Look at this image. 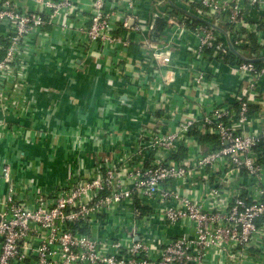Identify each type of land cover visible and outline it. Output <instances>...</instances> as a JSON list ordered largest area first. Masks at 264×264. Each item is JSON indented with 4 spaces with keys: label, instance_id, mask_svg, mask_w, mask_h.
Segmentation results:
<instances>
[{
    "label": "built area",
    "instance_id": "built-area-1",
    "mask_svg": "<svg viewBox=\"0 0 264 264\" xmlns=\"http://www.w3.org/2000/svg\"><path fill=\"white\" fill-rule=\"evenodd\" d=\"M172 1L218 24L241 55L264 56V0ZM53 63L68 79L97 66L145 107L68 142L16 125L57 113L52 99L41 115L30 81ZM254 115L264 117V63L235 57L224 35L168 0H0V264L244 262L264 241ZM41 145L75 155L66 173L28 163L22 147Z\"/></svg>",
    "mask_w": 264,
    "mask_h": 264
},
{
    "label": "crops",
    "instance_id": "crops-1",
    "mask_svg": "<svg viewBox=\"0 0 264 264\" xmlns=\"http://www.w3.org/2000/svg\"><path fill=\"white\" fill-rule=\"evenodd\" d=\"M70 70V69H69ZM61 70L58 65L55 63L50 65L40 64L37 67H33L31 72L30 81L35 85L36 95H37V104L41 110V115H45V108L51 102L52 99L57 100L58 111L54 114L53 118L50 120V124H46L43 120L41 124H33L27 122L25 119H14V123L16 125H21L23 128L32 127L33 129H37L40 131L42 136L47 135L46 132L52 131L55 133V139H63V135L66 137V141H72V135L76 130L80 133H84L89 131L91 128L95 126L105 123L104 126L107 128H111L114 124L119 123V118L117 114L122 111L124 114L129 110L125 107H119V98L118 94L124 92L120 90V84H116L118 88H114L113 86H109L108 83V74L106 71H100V69L94 65L90 69L89 73H80L78 75H74L73 78L68 79L62 75ZM95 80L97 90L107 89V95L105 98H101V95H97L94 98V93L90 96L88 90L89 87ZM75 80V81H73ZM221 87L224 92L232 91L237 83L236 79L230 76H222L220 79ZM178 84L185 83L183 78L177 79ZM52 89L53 91H47L44 93L42 89L44 88ZM91 88V87H90ZM132 89V88H131ZM82 92V93H81ZM125 93V92H124ZM131 98L128 106L131 108L132 114H137L139 111L144 109V101L136 100L135 104H133L132 95L127 92ZM71 96H75V99H70ZM94 99V102H93ZM80 100L79 105H76L74 102ZM133 106V107H132ZM131 114V116H132ZM139 114V113H138ZM85 116V118H83ZM144 118H140L142 120ZM253 121V128L257 129L264 122V117L262 120L259 119L258 115H254L251 119ZM132 125V124H131ZM135 126L134 124L132 125ZM105 127V128H106ZM91 141L88 142L84 149L81 152V157H83L87 164H92L93 157L95 154V149H93L92 145H90ZM63 145V144H61ZM60 145V146H61ZM23 150H26V157H34L28 160V163H32V159L37 158V160H43L44 162V172L48 177H56L61 174L66 173L64 169V164L72 162L75 159V155L70 153H66L65 146L60 147L57 152L54 154L51 152L47 155L48 146H35L32 148L26 149L22 147ZM62 148L65 149L62 150ZM23 154V153H22ZM36 160L37 165L34 164L32 171H36L34 166L38 170L39 162ZM27 163V164H28ZM26 164V165H27ZM34 169V170H33ZM34 171V172H35ZM212 264H220L216 259V262ZM223 264H235L231 262H224ZM237 264V263H236ZM240 264H264V241L259 244V246H254L249 250V257L244 260V262Z\"/></svg>",
    "mask_w": 264,
    "mask_h": 264
},
{
    "label": "water",
    "instance_id": "water-1",
    "mask_svg": "<svg viewBox=\"0 0 264 264\" xmlns=\"http://www.w3.org/2000/svg\"><path fill=\"white\" fill-rule=\"evenodd\" d=\"M169 5L173 8L178 10L179 12L195 19L196 21H199L207 26H209L210 28H212L214 31L224 35L226 44L231 52L232 55H234L235 57L239 58L242 61H247V62H254V63H264V56L259 57V58H247L244 55H241L240 53H238V51L235 49V47L233 46V44L231 43V41L228 39V35L227 33L224 31V29H222L218 24H216L215 22L206 19L200 15L195 14L192 10H190L189 8L185 7V6H180L175 4L172 0H168ZM118 98L120 101L125 102V104L128 106L129 102L131 101L130 96L127 93L121 92L118 94Z\"/></svg>",
    "mask_w": 264,
    "mask_h": 264
},
{
    "label": "rangeland",
    "instance_id": "rangeland-1",
    "mask_svg": "<svg viewBox=\"0 0 264 264\" xmlns=\"http://www.w3.org/2000/svg\"><path fill=\"white\" fill-rule=\"evenodd\" d=\"M93 80V79H92ZM73 81H75V80H73ZM95 80H93L92 81V83H93V86L91 85L90 87H89V89L90 90H88V92H89V94H90V96H92V94L94 93V98L96 97V94L97 95H101L100 97L101 98H105L106 97V95H107V89L105 88V89H101V90H97V88H96V85H94V83L96 84V82H94ZM82 93V92H81ZM96 93V94H95ZM93 102H94V99H93ZM76 105H79V103H80V100H78V101H76V102H74ZM83 118H85V116H83Z\"/></svg>",
    "mask_w": 264,
    "mask_h": 264
},
{
    "label": "trees",
    "instance_id": "trees-1",
    "mask_svg": "<svg viewBox=\"0 0 264 264\" xmlns=\"http://www.w3.org/2000/svg\"><path fill=\"white\" fill-rule=\"evenodd\" d=\"M165 27V24L164 22H160L159 25H158V32H160L163 28ZM211 138H205V141H210ZM264 155V144H262L259 148H258Z\"/></svg>",
    "mask_w": 264,
    "mask_h": 264
},
{
    "label": "flooded vegetation",
    "instance_id": "flooded-vegetation-1",
    "mask_svg": "<svg viewBox=\"0 0 264 264\" xmlns=\"http://www.w3.org/2000/svg\"><path fill=\"white\" fill-rule=\"evenodd\" d=\"M125 107V109H129V110H127V112L125 113V120L127 121L128 120V118L131 116V114H132V112H131V108H129V106H124ZM120 112H122V111H120ZM123 113V112H122Z\"/></svg>",
    "mask_w": 264,
    "mask_h": 264
}]
</instances>
